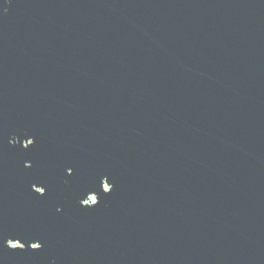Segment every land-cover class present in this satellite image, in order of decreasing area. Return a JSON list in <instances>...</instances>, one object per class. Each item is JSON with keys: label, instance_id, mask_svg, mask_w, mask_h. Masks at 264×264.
Here are the masks:
<instances>
[{"label": "water", "instance_id": "water-1", "mask_svg": "<svg viewBox=\"0 0 264 264\" xmlns=\"http://www.w3.org/2000/svg\"><path fill=\"white\" fill-rule=\"evenodd\" d=\"M0 264H264V0H0Z\"/></svg>", "mask_w": 264, "mask_h": 264}]
</instances>
